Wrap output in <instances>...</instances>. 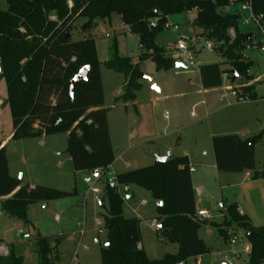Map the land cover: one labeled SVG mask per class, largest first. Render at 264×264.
Returning <instances> with one entry per match:
<instances>
[{
	"label": "trees",
	"instance_id": "1",
	"mask_svg": "<svg viewBox=\"0 0 264 264\" xmlns=\"http://www.w3.org/2000/svg\"><path fill=\"white\" fill-rule=\"evenodd\" d=\"M250 3L256 15L264 16V0H7L8 8L0 11V80L7 83V99L2 106L10 109L12 140H27L55 134H67L68 153L75 172H94L109 168L115 161L104 107V91L96 42L93 38L72 41V29L79 19H86L84 31L93 29L97 20L121 16L131 33L138 35L140 55L138 64L118 53L113 45L112 59L106 62L109 70L124 76V92L115 100L125 104L136 100L141 89L137 81L139 65L147 60L157 70L168 71L174 60L156 40L164 31L171 15L196 12L193 26L201 37L216 45L222 63L200 67L204 89L222 87L224 75L236 73L247 79L232 92L238 99L259 100L254 86L249 85L253 62L243 52L254 42L239 30V14L222 15L219 10L232 5ZM158 14L155 15L154 11ZM157 20L155 28L150 21ZM235 35H231V31ZM89 67L88 79L77 85L73 96L70 81L84 67ZM230 66L232 70L224 67ZM264 132L243 139L238 135L212 137L215 163L220 173L254 172L253 179H264V170H256L255 147ZM147 170L118 176L117 184H135L151 193L157 207V237L159 241L178 246L175 254L150 260L143 248L140 220L124 216V198L118 185L105 181L107 215L104 217L106 239L101 247L102 264H189L210 252L199 237L208 220L197 218L195 197H183L176 202L169 190V168L184 176L190 174L187 156L164 157ZM106 173L99 176L102 180ZM77 189L62 191L37 185L32 187L10 175L8 157L0 140V200L1 210L11 218L28 222L31 205L75 196ZM101 206L104 207L101 202ZM222 223H211L218 234L229 242L235 233L244 232L249 242L248 264H264V226L256 227L246 214L239 212L237 203L226 205ZM38 264H55L59 259L50 238L39 237L33 245ZM55 252V253H54ZM0 264H25L23 253L15 244L7 256L0 254Z\"/></svg>",
	"mask_w": 264,
	"mask_h": 264
},
{
	"label": "rangeland",
	"instance_id": "2",
	"mask_svg": "<svg viewBox=\"0 0 264 264\" xmlns=\"http://www.w3.org/2000/svg\"><path fill=\"white\" fill-rule=\"evenodd\" d=\"M242 6L243 4L232 5L221 8L219 12L222 15L239 14L241 16L239 30L253 34L255 42L264 43V35L249 19L248 13L243 11ZM7 8V0H0V11H5ZM194 14L189 12L169 16L168 23L178 25L179 29H165L156 40V44L166 49L172 59L174 52L167 50L170 44L175 45L182 39H185L188 46L196 44L200 52L190 51L194 65L165 71L157 70L152 60L141 63L139 73L149 79H137L141 89L136 92L135 102L127 104L115 102L124 92L125 79L122 74L109 70L106 62L112 59L113 45L116 43L120 56L129 57L133 64H138L140 55L138 35L131 33L125 27L118 14L97 20L93 29L87 31L82 29L87 22L86 19L82 18L76 22L71 31L72 41L93 38L101 63L104 107L108 110V123L115 156L109 171L111 175L106 174L102 180H99L92 172H75L71 162L65 161L70 157L67 151V134L48 136V140L55 142L57 149L56 154L52 155L47 148L36 145L41 137L13 140L7 151L14 177L23 180V172L25 183L31 178L30 181L37 185L70 192L77 189L78 193L65 199L31 205L27 212V223L6 215L1 210L3 200H0V246L8 253L10 245L15 244L18 251L23 253L25 264H38L39 259L33 245L37 238L48 237L52 245L56 246L55 252L59 256L55 264H72L76 253L78 262L75 264H102L100 251L106 239L104 222V217L107 215V199L104 192L106 180L116 175H138L140 171H144V174L148 173L147 170L159 159L155 156L157 153H162L161 157H167L169 154L181 157L184 153H188L193 159L207 164L212 163L214 159L212 137L240 135L248 139L264 132V52L260 47L251 46L243 52V56L253 62L249 72L251 76L249 85L256 88L255 92L259 100L248 101L235 96L232 92L233 86H240L247 80L241 77L232 84V79L224 76L222 87L204 89L200 67L222 63L224 60L216 51L208 49L209 42L197 37L200 30L193 26ZM225 67L227 70H232L230 66ZM153 85L159 91L153 90ZM6 99L7 83L5 79H1L0 134L4 139L13 131L10 109L7 105L2 106ZM255 160L256 170L263 171L264 136L255 147ZM17 171L19 172L16 174ZM250 173L252 180L254 172ZM245 174L224 173L223 192L208 179L204 187L201 186L202 183L194 185L203 189L200 205L212 212L209 224L199 231V237L210 248V254L206 258L210 264H248L245 249L249 246V242L244 232L237 230L236 227L232 228L238 241L236 244H227L211 225L213 221L222 222L218 218L222 204L224 206L232 204L237 199H243V196L247 198L251 193V188L234 186L245 178ZM87 178L92 180L91 184L85 182ZM129 186L131 199L126 198L123 186H119V192L124 198L126 217H134L135 209L142 213L144 221L148 223L155 221V213L148 212L150 206H155L151 193L135 184ZM94 187L98 189L97 193L92 191ZM255 191L262 194L264 187L260 186ZM197 194H199L198 190ZM221 194L224 195V200ZM195 199L198 202L199 197L196 194ZM143 201L148 203V207L142 204ZM101 202L104 207L100 206ZM145 239L150 249L158 246L160 242L155 232L146 230ZM225 252H228V255H225ZM239 254L241 257L237 259L236 256Z\"/></svg>",
	"mask_w": 264,
	"mask_h": 264
},
{
	"label": "crops",
	"instance_id": "3",
	"mask_svg": "<svg viewBox=\"0 0 264 264\" xmlns=\"http://www.w3.org/2000/svg\"><path fill=\"white\" fill-rule=\"evenodd\" d=\"M194 17L193 19H195L196 17V12L193 11ZM126 27V26H125ZM128 30L129 28L126 27ZM226 68V67H224ZM202 83V81H201ZM203 87V86H202ZM1 104V103H0ZM12 135L13 132H11L10 135L6 136V138H2L1 134H0V140L2 142V147H5L6 149V153H7V157H8V165H9V172L11 176H15L13 175V173H11V169H10V161H9V154L7 151V148L9 146L10 143H12ZM240 136V135H239ZM243 138V137H241ZM244 139V138H243ZM39 147L41 148H47L50 152V155L52 154H56V147H55V142L53 140H48V136H43L41 137V139L37 142V144ZM185 154V155H184ZM182 156H187L189 163H190V169H193V172H190L189 176H184L181 175L177 172V169H172L169 168V190L171 193V196L173 197V199L178 203H180V201L182 200L183 197L188 198L189 200V195H194L195 194L197 197H199L198 202H196L195 199V209L196 212L199 210H208L209 213L211 214L212 212L210 211V209L205 208L204 206H201L200 203L202 202V194H203V189L201 187H195L194 185L196 183H202L201 186L204 187L206 185V179L210 180L212 183L214 182L215 185L218 186V188L220 189L221 192L224 191V185L222 182H224V173H220L217 170L216 167V163H215V157L212 161V163H204L201 161H198L196 159H193L191 157L190 154L188 153H184ZM155 156H158L159 159L164 158L161 157L163 156L162 153H157ZM167 157H174L173 155H167ZM65 161H70L72 164V160L71 157L67 158ZM65 161H63L65 163ZM63 163V164H64ZM60 164L62 166V162L60 161ZM113 164L110 166L109 171L111 170ZM73 167V166H72ZM19 171L16 172V174ZM245 178L241 180L240 183L235 184L234 186H239L242 188H251L252 191L251 193H249L248 197H244L243 199H237L235 202L233 203H237L238 207H239V212L241 214H246L252 224L256 227H262L264 226V191L261 194L259 191H255L256 188H259L260 186L264 187V179H252L250 180L251 177V173L250 172H245ZM23 174V182H24V173ZM118 176L120 175H116V178L118 179ZM31 178H29V182L24 184H29L32 187L37 186L36 183H32V181H30ZM211 184V183H209ZM119 186H123V192L126 193V198L127 199H131V195L129 194L130 192V186L128 184H119ZM119 186H118V191H119ZM127 187L128 188V192L124 191V188ZM199 191V194H197V190ZM196 190V191H195ZM120 193V192H119ZM134 195V193H133ZM222 195V199L224 200V195ZM155 202V206L151 207L148 209L149 213H155V221H151L150 223L144 221V217L142 215V213H140L139 211L135 210L133 212H135L134 217L131 218H137L140 220V225H141V235H142V242L140 244V247L143 248L148 256V258L150 260H159L162 259L166 254H175L178 251V246L174 245V244H170V243H164V242H159L158 246H155V248H151L148 246V244L146 243V239H145V230L147 232L151 231V232H155V234H157V228H158V223L156 221L157 218V203ZM143 205H145V207H148V203H146V201L142 202ZM101 206V203H100ZM226 206V205H225ZM224 204H222V209L220 210V218L222 220V222L225 219V215H224V208H225ZM126 213V209L124 208V216ZM127 218V217H126ZM129 218V217H128ZM211 220H208V222L204 225L207 226L209 224ZM213 221V220H212ZM220 222V223H222ZM212 223H215L214 221ZM217 230V229H216ZM225 241V240H224ZM205 242V241H204ZM227 244L229 242L225 241ZM160 246V247H159ZM210 254V252L208 253ZM204 255L202 257L197 258L196 260H191L189 264H210L208 263V261L206 260L207 255ZM225 255H228V252H225ZM237 259H239L241 257V255H237L236 256ZM239 257V258H238ZM248 259V258H247ZM218 261V260H217ZM225 261V260H224Z\"/></svg>",
	"mask_w": 264,
	"mask_h": 264
},
{
	"label": "built area",
	"instance_id": "4",
	"mask_svg": "<svg viewBox=\"0 0 264 264\" xmlns=\"http://www.w3.org/2000/svg\"><path fill=\"white\" fill-rule=\"evenodd\" d=\"M242 9H243V11L248 13L249 19L252 20L255 23V25L260 29V31L264 35V16L263 15H256L253 12L252 6H251V4L249 2L243 4ZM154 14L155 15L158 14L157 10L154 11ZM156 25H157V20L156 19H152L150 21V27L155 28ZM163 28H164V30L165 29L168 30V29H171V28H173L174 30H178L179 29L178 25L170 24V23H168V21L165 23ZM230 33H231L232 36L235 35L233 30ZM263 44L264 43L262 41L261 42H255L254 41L253 44L251 45V47H260L261 51L264 52V46H262ZM208 49L211 50V51H216V45L213 42H209L208 43ZM167 50L170 51V52H174V55H173L174 62H180V63L184 64L186 66V68H187V66L194 65V63H195L194 60H193L192 53L190 51L193 50L195 53L200 52V50H198L196 48V44H194L193 46H188L186 41H185V39L180 40L175 45H171L170 44L168 46ZM224 76L226 78H229V74H225ZM109 168H107L106 170L98 171L99 172V176L101 174H104V173L111 175L109 173ZM190 171L193 172L194 170L190 169ZM99 176L95 177V178L99 179ZM85 182L88 183V184H91L92 180L87 178V179H85ZM109 183H111L113 185H118L117 184V178L116 177H110L109 178ZM92 191L97 193L98 189H96L94 187V188H92ZM124 191L128 192V188L125 187ZM197 218L200 219V220H210V219H212V215L209 213L208 210H199V211H197ZM100 233H102V231H100ZM237 241H238V239H237V236L235 235V236H232L230 238L229 243L236 244ZM245 251L247 253L249 252V246L246 247ZM0 252H1L0 254L3 255V256H7L8 255V252L6 251V249L1 247V246H0ZM77 262H78V254L76 253L74 255L73 259H72V264H75Z\"/></svg>",
	"mask_w": 264,
	"mask_h": 264
},
{
	"label": "water",
	"instance_id": "5",
	"mask_svg": "<svg viewBox=\"0 0 264 264\" xmlns=\"http://www.w3.org/2000/svg\"><path fill=\"white\" fill-rule=\"evenodd\" d=\"M253 36H254L253 34H249V33L246 34L247 39H251V38H253ZM173 68L178 70V69H184V68H186V66L184 64L180 63V62H174ZM1 72H2V70H1V67H0V74H1ZM88 73H89V67L88 66H84V67H82L79 70V72L70 81V94H71V96H73L74 89H75V87L77 85L81 84L82 82L87 81ZM144 78L145 79H149V78H147L145 75H143L141 73H139L138 76H137L138 80L144 79ZM237 79H238V75L236 73H233V77H232L231 83L235 84ZM152 89L156 90V91H159L158 88L155 85L152 86ZM164 160H165V158L159 159V161H164ZM93 175H94V177H98L99 176V172L98 171H94ZM161 205H162V202H158L157 203V206L160 207ZM108 244L109 243L106 242L105 246H108Z\"/></svg>",
	"mask_w": 264,
	"mask_h": 264
}]
</instances>
